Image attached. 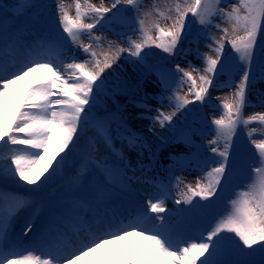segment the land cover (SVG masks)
<instances>
[{
    "label": "snow or ice",
    "instance_id": "obj_1",
    "mask_svg": "<svg viewBox=\"0 0 264 264\" xmlns=\"http://www.w3.org/2000/svg\"><path fill=\"white\" fill-rule=\"evenodd\" d=\"M221 2L222 0H184L182 6L176 0L175 20L168 27H162L158 19L146 23L147 14H143L142 18L138 0H112L110 7L104 6L103 0L99 6L92 4L90 0H84L83 4L81 0H75V17L66 10L64 0H60L56 4L58 29H62L67 38L61 35L55 40H41L38 47L34 48L25 39V33L34 27L28 11L39 9L42 5L32 3V0H0V184L18 182L17 177L28 185L36 184L57 156L69 148L74 138L78 139L76 133L82 130V125L87 126L89 122H94L101 143L106 148L111 147L114 123L112 116L107 110L97 116L93 112L99 106L102 94H105L106 82L101 77L106 69L112 68L113 63L120 59L122 53L136 58L132 63L138 66L142 76L156 72L164 90H169L177 74H181V83L189 82V92L196 101H204L214 79L220 77H227L224 87L234 89L232 99L229 101L225 98L221 104L224 114L211 121L217 138L225 140L224 151L212 148V152L218 153L221 158L214 161L218 166L206 173L207 184L202 185L197 181L195 189L188 186L191 195L187 196L184 203L191 204V208L181 210L194 219L212 217L199 237L187 240L177 238L181 235L182 225L172 223L170 219L160 215L165 211V193L161 191L153 198L156 202L150 199L146 207L136 206L130 211L129 223L123 227H117L114 231L98 228V231L104 232L103 235H96L87 223L88 217L81 216L83 227L76 232L79 247L74 246L72 237L62 231L56 222L58 208L54 205L52 214L43 219L40 229L42 236L50 234L54 237L53 241L45 246L42 240L34 238L24 246L14 240L11 233L17 214L21 208L30 206L32 201L11 197L9 199L12 203L5 210V198L0 196V264H74L75 259L96 251L107 239L118 240L130 234L149 241L156 264H264V138H252L255 128L249 133V139L256 149V155L251 157L247 167L256 174L258 181L247 185V190L238 191L236 198L229 199L219 211L216 206L223 198L217 197L216 201L210 199L216 195L221 180L225 178L229 163L228 150L237 130L241 125L247 127L253 122L264 126V111L247 117L244 115L246 106H250V94H256L259 107L264 108V87H260L264 85V0H237L229 5L230 11L221 7ZM121 4L130 6L133 11L131 17L121 15V9L117 8ZM113 9L117 11L108 17L107 14ZM189 13L205 26L202 31L212 26L213 17L216 16H222L231 23V33L228 28H223L221 30L224 35L219 39L212 37L213 43L207 45L214 55L200 56L197 50L198 58L205 65L204 74L199 77V90H195L196 80L192 72L181 68L179 64L175 70H171L145 63L148 53L144 49L152 45L170 55L178 50ZM86 19H91L92 22L88 23ZM102 21L126 26L129 31H134L138 24L139 38L133 39L127 33H116L127 47H122L116 41H108L110 54L101 53V61L97 58L98 53L93 49V44H84L80 37L87 34L99 47L101 37L94 36L92 30ZM215 27L219 29L220 25L216 24ZM153 31L156 33L155 37L151 34ZM69 40L87 57L83 62H78L77 52L68 45ZM225 41L230 44L238 59L225 51ZM23 48H30L36 55L30 57L18 70L8 71L6 57ZM39 50H43L46 55ZM53 56L56 57L55 61ZM190 66L192 71H200L191 62ZM38 70H44L50 75L39 86L30 88L21 103L9 114L6 99L9 88L23 75ZM176 101L177 110L190 103L186 97L179 95L176 96ZM145 108L151 111L147 105ZM156 111L157 115L152 117V122H158L161 128L166 124L171 127L176 112L165 114L159 109ZM118 127L123 128V124L119 123ZM197 132V128L189 125L177 130L176 135L191 144L192 137ZM20 133H23L22 138L18 135ZM210 143L215 144L216 140ZM127 146L135 150L141 149L143 144L139 137L133 135L127 138ZM49 149L52 150L51 156L43 172L37 174L36 180L30 179L29 170L33 169L38 160L44 159ZM94 150L90 147L86 157H82L86 160V174L79 176L76 182L77 188L84 193L79 199L85 210L93 214L94 207L111 199L113 195L108 191L111 185L105 182V176H119L130 167L123 154L119 158L99 160L92 156ZM63 160L64 157H60L58 163ZM236 163L235 160L232 162L233 167H236ZM56 170L52 168L53 172ZM36 190L39 191L38 185ZM197 196L208 203L193 204L192 198ZM176 203L180 204L181 201L177 200ZM149 210L156 215H149ZM33 227L29 221L23 234L27 235ZM108 227H112L111 222ZM81 232L85 233L83 239L80 238ZM89 236L90 241L87 239ZM256 257L259 260L254 259Z\"/></svg>",
    "mask_w": 264,
    "mask_h": 264
},
{
    "label": "rangeland",
    "instance_id": "obj_2",
    "mask_svg": "<svg viewBox=\"0 0 264 264\" xmlns=\"http://www.w3.org/2000/svg\"><path fill=\"white\" fill-rule=\"evenodd\" d=\"M60 0H32V3L42 5L39 9H30L28 16L32 18L34 27L30 31L25 33V39L27 43L34 48L38 47L41 40H55L61 35L67 38V34L62 32V29H58V21L56 16V4ZM84 0H81L83 4ZM92 4L99 6L101 0H90ZM182 6H184V0H179ZM214 2V0H213ZM237 0H222L221 7L231 10L229 5L235 3ZM112 0H103L104 6L110 7ZM140 4L141 16L147 14L146 23L159 20L162 27H168L175 20V3L176 0H138ZM66 10L72 17H75V0H64ZM122 5V4H121ZM118 5L117 8L123 10L122 6ZM126 12L131 17L133 11L130 6L125 8ZM117 9H113L107 16L111 17ZM243 11V10H242ZM124 16V15H123ZM171 17V19H166ZM86 22L91 23V19H86ZM189 22V14L185 20L184 36L181 42L178 44V50L173 54L164 53L162 49L156 48L154 45L145 48L144 51L148 53L146 58V65H159V60H162L165 65L169 66V69L175 70L177 64L186 71L192 72L193 77L196 80V89L199 90L200 75H203L204 63L197 56V50L200 56L204 54L214 55L212 49L207 45L212 44V37L219 39L224 35L221 29L228 28L231 33V23L222 16L213 17L212 26L205 31L204 25L199 23L197 17L191 26L186 29V24ZM219 24L220 28H216L215 25ZM127 33L131 35L133 39L139 38V25L137 24L134 31H129L126 26H121L115 23L98 24L96 28L92 30L94 36L101 37L99 47L91 41L87 34L81 35L80 39L84 44H93V49L97 51V58L103 61V55L101 53H109L108 41H116L121 43L122 47H127L126 43H123L116 33ZM153 37L156 36L155 31L151 33ZM242 34V33H239ZM207 36L208 38H205ZM126 39V36L124 37ZM259 42V36H258ZM68 45L77 52L78 62H83L87 57L82 50L78 49L77 45H72L71 41H68ZM43 53V50H39ZM225 51L230 55L237 57L234 50L231 49L230 44L225 41ZM45 54V53H43ZM36 53L32 52L30 48H23L19 51L12 52L6 57V64L8 71H16L27 62L30 57H34ZM55 57V56H54ZM136 58L129 57L127 53H122L120 59L113 63L112 68L106 69L102 79L106 82L105 94H102V98L99 106L94 110L93 115L97 116L101 112L107 110L108 114L116 113L119 117V123L123 124L121 131L128 133L127 129H133L134 136L140 138L143 147L139 150L147 154L152 155L153 163L151 167H158L160 170L159 176H153L156 181H165V186L157 190L159 192L164 191V200L169 199L173 201L172 204H163V207L167 212L160 213L165 219H170L172 223L181 224V235L178 239L187 240L190 237H199L204 227L212 221V217L194 219L191 215H188L181 211L182 209L191 208V204L184 203L187 196L191 193L188 192V186L193 189L196 188L197 181L202 185L207 184L206 173L213 167L218 166L214 161H219L221 158L218 153H213L212 148L216 147L219 151H224L225 140L223 138H217L215 126L211 121L216 118H220L224 114V110L221 107L225 98L230 101L232 99V92L234 89L224 87V83L227 77H220L214 79L213 85L209 88V92L206 95L204 101H196L194 96L189 92V82L184 81L181 83L180 75L177 74L175 82L172 84L169 90H164V86L159 82L158 74L152 72L148 76H142L138 66L132 63V60ZM154 59H159L158 61ZM70 61H65V63ZM191 64L196 65L200 71H192ZM89 67H91L89 65ZM50 74L44 76H31L23 75L14 85L9 89V93L14 95L13 103L8 104L9 114L11 110L16 108L22 98L26 95L27 91L32 87H37L43 83ZM65 78H67L65 76ZM238 82V78L237 81ZM127 85L125 88L124 85ZM138 85V87H134ZM59 87V82H57ZM264 87V85L260 86ZM55 90V89H54ZM186 97L190 103L183 108L177 110L175 105L177 103L176 96ZM118 101V103H117ZM248 103L250 106H246L244 110L245 117L254 114L255 112L264 111V108L259 107V101L256 94H250L248 97ZM147 105L148 111L145 108ZM156 109L165 112V114L176 112L173 117L171 127L167 124L164 128H161L159 123H153L152 117L157 115ZM119 125V124H118ZM117 125V126H118ZM191 125L198 129L197 134L192 137V143L189 144L184 141L182 137L176 135L177 130L184 129ZM183 126V127H182ZM203 126L205 129L203 130ZM240 129L238 149H236V155L231 157L229 148V163L226 166L225 178L221 180V184L217 191L219 192L221 199L217 204L216 210L219 211L229 199H235L236 193L241 190H247V185L258 181V177L255 173L251 172V169L247 167L249 162L246 156V150L249 148L256 151L249 139V133L255 128L256 131L252 132V138L261 139L264 138V126H261L259 122H253L247 127L241 125ZM151 128V131H150ZM155 130V133L152 132ZM85 131V138L83 142L76 144L74 141L69 145L67 155L60 153L56 160L53 161L50 170L44 172L43 175L37 180L36 184L28 185L25 181L8 182L0 184V196L5 198V202L12 203L11 197H20L26 200H35L38 205L34 211L27 218V209L29 206L21 208L15 218V222L12 229V237L19 243L27 246L33 239L42 240L46 246L50 241H53L54 237L50 234H41V224L44 218L52 214L53 206H57L58 213L56 222L60 225L61 230L65 229L68 235L72 238H76V232L78 228L83 227V223L80 220L81 216H87V223L93 226H99L93 230L96 235H103L104 232L98 231V228L103 227L104 231H114L117 227H120L126 219L129 218V212L136 206H144V203L136 200L132 195L128 193H118L113 191L114 198L107 200L108 207H94L93 212H87L84 208L83 202L79 197L84 193L77 188V178L84 173L82 170L85 160L82 157L87 155L89 151V145L91 144L88 135V125L83 126L79 131L82 134ZM21 138L23 133L18 134ZM236 138V137H235ZM216 140V143H210V141ZM234 137L232 138V141ZM237 140V138H236ZM204 144L200 149V145ZM231 145H234L231 142ZM199 146V148H197ZM20 147V146H13ZM51 152V151H50ZM60 157H64L63 162L60 161ZM236 161V167H233L232 162ZM86 162V161H85ZM152 162V161H151ZM77 166V168H76ZM56 168L55 172L52 168ZM51 171V173H49ZM112 176V175H110ZM123 183L126 184L125 181ZM109 185L112 181H108ZM37 185L39 191H37ZM128 185V184H127ZM150 187V185L145 184ZM129 187V185H128ZM129 189L132 190L131 187ZM138 193V190H133ZM179 195H184L183 198L178 199ZM180 200L181 203L177 204L176 201ZM216 201V200H212ZM200 202L206 204L205 200H202L199 196L192 198V203ZM7 206V207H8ZM106 208L116 213V218H112L107 213ZM5 209V208H4ZM6 210V209H5ZM77 210V211H75ZM176 212V213H174ZM156 214L154 213L153 216ZM21 216L27 218L20 225ZM20 218V219H19ZM38 219L37 224L33 227L31 232L24 235V230L29 221L33 222ZM108 220V221H106ZM111 222L112 227H108V223ZM19 223V224H18ZM76 223V224H75ZM160 223V221H157ZM15 225H17L15 227ZM67 225V226H66ZM75 225V226H73ZM72 226L71 231L65 227ZM51 237L52 240H49ZM85 238V233H80V238ZM90 241L91 237H87ZM122 252V251H121ZM131 260L142 261L140 257L129 253ZM198 255V253H197ZM120 264H128L129 259L120 257V253L116 256ZM257 258V257H256ZM255 259V258H254ZM144 262V261H142ZM143 264H147L144 262Z\"/></svg>",
    "mask_w": 264,
    "mask_h": 264
},
{
    "label": "bare ground",
    "instance_id": "obj_3",
    "mask_svg": "<svg viewBox=\"0 0 264 264\" xmlns=\"http://www.w3.org/2000/svg\"><path fill=\"white\" fill-rule=\"evenodd\" d=\"M41 52V51H40ZM46 55V53H45ZM52 59L55 61L56 57H52ZM47 73L44 70H38L36 72H31L28 73V75L31 76H44ZM46 78V77H45ZM11 89H9L10 91ZM7 104L9 103H13V99H14V95H12V93L8 92V96H7ZM151 129V128H150ZM80 130L77 131L76 133V137L74 138V142L76 144H79V142H83L84 138H85V131L83 130L82 134L79 133ZM152 132L155 133V130L152 129ZM113 136V142H116V147L114 148L115 151H113V147L110 149H107L100 141V137L96 135V133H89V139L91 144L89 145V147L95 149L94 151H92V156L96 159L99 160H103V159H112V158H119L120 154H123L127 161L130 163V167L126 170V172L121 173L119 176H110L107 175L105 176V182L108 183V181H112L111 187L108 189V191L110 193L113 194L114 192H118L120 194L122 193H128V195H132V197L136 200H139L141 202L144 203V206L146 207L148 201L151 199L153 202H156L155 199H153L154 197H156L155 195L157 194L156 191V187H154V185H152L150 187V189H144L145 184L148 183L149 179L148 177H146L147 175H154V176H159L160 174V170L159 168L156 167H151V163H153V158H151L152 155L147 154L145 152H142L139 149H130L128 146L125 147L124 150H121V145L124 141H127V138L130 136L126 135L125 133H121L120 135H112ZM127 143V142H125ZM51 149H49V152L47 155H45L43 160H38L37 163L35 165H33V169H30L29 171L31 172L30 175V179L32 180H36L37 178V174L40 172H43L45 165H47L48 160L51 156ZM69 150H66L62 153L67 155ZM152 161V162H151ZM83 165L82 170L85 172L84 169V162L81 163ZM77 168V166H76ZM50 170V167L48 169V171ZM51 173V171L49 172ZM142 175H145V177H143ZM17 179L19 180V178L17 177ZM141 179H143L144 182L140 181ZM123 181L126 182L123 183ZM26 183V182H25ZM166 182H163L160 184V186L165 185ZM129 187L132 188L129 189ZM133 190H138L139 192H133ZM126 193V194H127ZM184 195H179L178 199L183 198ZM114 198V195H112L111 199H106L104 202H101L98 206L100 207H108L107 204V200H112ZM164 199V198H163ZM32 202L34 200H31ZM165 204H172L173 201L166 199L164 200ZM11 204V203H9ZM3 206L7 209V205L3 204ZM35 203H32L29 208L27 209L28 212H31L30 209L32 210V212L35 209ZM107 213L109 215H111L112 218H116V213L114 211H111L109 208H106ZM77 211V210H75ZM164 212H167V210H165ZM163 212V213H164ZM176 213V212H174ZM154 213H151L149 211V215L153 216ZM162 214V213H161ZM160 214V215H161ZM22 218L20 219V225L23 224L25 221H28L26 217L21 216ZM108 221V220H106ZM38 222V219H36L33 222V225L35 226ZM125 222L129 223V218L125 220ZM19 224V223H18ZM76 224V223H75ZM17 225H15L16 227ZM67 226V225H66ZM75 226V225H73ZM99 226H93L92 225V230H95V228H97ZM67 230L71 231L72 226L70 227H65ZM65 230V229H64ZM12 235V234H11ZM13 236V235H12ZM90 237V236H89ZM13 238V237H12ZM73 239V244L75 247H79L80 244L77 242L76 238H72ZM83 239V237H82ZM52 242V241H50ZM25 246V245H24ZM122 251V252H121ZM120 253V257L122 255V257L127 258L128 255V259L129 261H134L131 260L129 258V253H131L132 255H136L138 257H140V259L144 262H147V264H156L155 259L151 253L150 247H149V241L143 239L141 236L139 235H135V234H130L127 236H124L121 239H107L103 244H101V246L99 248L96 249V251L89 253L88 255L82 256L79 259H75L74 260V264H120L116 258L117 253ZM142 261H137L138 264H143L144 262ZM199 264V262H198Z\"/></svg>",
    "mask_w": 264,
    "mask_h": 264
},
{
    "label": "trees",
    "instance_id": "obj_4",
    "mask_svg": "<svg viewBox=\"0 0 264 264\" xmlns=\"http://www.w3.org/2000/svg\"><path fill=\"white\" fill-rule=\"evenodd\" d=\"M126 7H127V5H126Z\"/></svg>",
    "mask_w": 264,
    "mask_h": 264
}]
</instances>
